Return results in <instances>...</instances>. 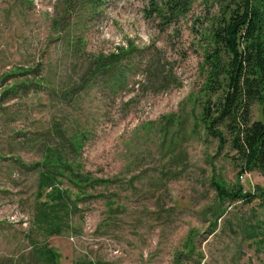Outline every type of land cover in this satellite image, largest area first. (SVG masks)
Here are the masks:
<instances>
[{
	"label": "rangeland",
	"instance_id": "1",
	"mask_svg": "<svg viewBox=\"0 0 264 264\" xmlns=\"http://www.w3.org/2000/svg\"><path fill=\"white\" fill-rule=\"evenodd\" d=\"M240 2L167 24L159 0H0V264H264V203L213 184L264 175L199 121L210 30Z\"/></svg>",
	"mask_w": 264,
	"mask_h": 264
},
{
	"label": "trees",
	"instance_id": "2",
	"mask_svg": "<svg viewBox=\"0 0 264 264\" xmlns=\"http://www.w3.org/2000/svg\"><path fill=\"white\" fill-rule=\"evenodd\" d=\"M190 3L191 0H159V4H152L150 13L169 24L187 13ZM210 31L203 62L206 76L199 121L206 134L222 145L228 143L239 155L240 174L256 170L264 175V0H241ZM254 103L261 107L263 120L250 119ZM40 166L39 187H48L49 194L60 197L62 191L55 182L63 166L60 155L49 150ZM213 184L219 197L247 201L258 198L264 203V186L257 187V193H243L240 187L226 189L218 180ZM53 254L49 249L42 252L50 264L54 263Z\"/></svg>",
	"mask_w": 264,
	"mask_h": 264
}]
</instances>
